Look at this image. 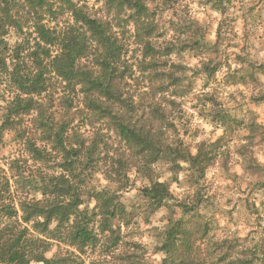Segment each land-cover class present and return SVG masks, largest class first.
I'll return each mask as SVG.
<instances>
[{"label": "rangeland", "instance_id": "rangeland-1", "mask_svg": "<svg viewBox=\"0 0 264 264\" xmlns=\"http://www.w3.org/2000/svg\"><path fill=\"white\" fill-rule=\"evenodd\" d=\"M75 1L92 17L106 16L103 0ZM175 4L176 9L168 10V2L164 0L152 6L158 25L150 41L156 56L145 59L143 43L134 40V26L127 24V58L134 64V74L126 85L137 93L136 100L146 93L145 104H156L151 108L160 109L170 119L165 124L152 122L155 131L161 134L162 145L189 149L194 154L204 147L210 157L209 165L200 175L187 162H182L179 168L165 158H158L147 169V152L128 149L113 122L94 115L85 105L83 95L56 89L50 99L57 120L69 121L70 133L77 132L79 141L86 147L96 146L93 158H83L86 175L81 208H94L96 199L92 194L104 187L118 192L125 206V213L111 220L109 231L101 233L100 219L95 220L92 224L98 233L95 245L79 251L65 244H54L46 256L50 258L56 253L57 257H64L60 264H163L164 232L171 220L178 218L191 220V226L182 232L184 243L190 246L185 255L198 264H211L213 250L215 254L223 252L225 256L242 259L247 255L245 249L254 250L253 246L261 239L264 0H222L220 6L215 0H177ZM190 18L196 21L194 29L187 27ZM69 20L70 15L61 16L60 26ZM194 34L202 35L213 48L197 52L185 49ZM13 38L9 37L11 42ZM149 61L155 70L149 67L144 71L143 66ZM204 63L216 67L214 75L200 73ZM164 71L184 76V84L188 86L186 96H174L171 90L162 92L160 85L153 87ZM217 111L227 114L225 125L213 120ZM26 122L30 126L29 134L38 140L40 133L32 118L27 117ZM25 146L14 132H6L0 143V167L10 172L8 164L17 159V166L24 168L29 180L37 184L39 177L54 165L34 160ZM111 175L114 180L109 179ZM152 180L166 185L174 197L170 205L153 213L142 192ZM35 194L41 198L38 192ZM196 200L201 205L193 213H183L178 205Z\"/></svg>", "mask_w": 264, "mask_h": 264}, {"label": "trees", "instance_id": "trees-1", "mask_svg": "<svg viewBox=\"0 0 264 264\" xmlns=\"http://www.w3.org/2000/svg\"><path fill=\"white\" fill-rule=\"evenodd\" d=\"M158 1L103 0L106 16L96 18L75 0H0V143L6 132L12 131L16 139L23 140L34 160L54 165L39 177L37 184L29 180L24 168L17 166V159L8 164L11 173L0 167V264H60L64 257L56 253L46 256L54 244L82 251L97 243L98 233L92 227L97 218L104 233L111 230L112 219L125 213L118 192L107 187L93 192L94 208H81L86 175L83 158H93L96 146L86 147L77 132L70 133L69 121L55 117L50 98L58 88L83 95L94 115L113 122L128 149L138 148L137 153L142 154L146 151L147 169L158 158H165L174 167L187 162L204 174L210 161L204 147L194 154L189 149L162 145L161 134L152 122L165 124L168 118L160 109L151 108L156 104H145L146 93L136 100L137 93L126 85L134 74V64L127 58L126 26H134V40L143 43L145 59L156 56L150 39L158 25L153 9ZM164 1L168 2L167 10L176 9L177 0ZM215 3L220 6L222 0ZM66 14L71 20L60 26L59 18ZM189 25L194 29L195 19L190 18ZM12 36L13 42L9 39ZM211 48L213 45L202 35L194 34L185 49L197 52ZM149 67L155 70L149 61L144 71ZM215 71L216 67L209 63L200 69V73L208 75ZM163 73L154 88L160 85L162 92L187 95L184 76L172 71ZM27 117L32 118L40 133L38 140L29 134ZM227 117L217 111L213 120L225 125ZM109 179L114 180L112 175ZM142 192L152 213L174 199L159 181L152 180ZM178 205L183 213H193L201 202ZM190 226L191 220H171L161 246L166 253L163 264H198L185 255L190 246L184 243L182 232ZM260 238L254 250L245 249L247 255L242 259L223 252L215 254L213 250L211 264H264V225Z\"/></svg>", "mask_w": 264, "mask_h": 264}]
</instances>
